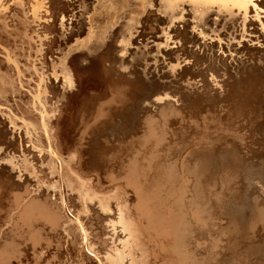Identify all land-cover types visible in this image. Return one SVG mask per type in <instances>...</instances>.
Listing matches in <instances>:
<instances>
[{
  "label": "bare ground",
  "instance_id": "bare-ground-1",
  "mask_svg": "<svg viewBox=\"0 0 264 264\" xmlns=\"http://www.w3.org/2000/svg\"><path fill=\"white\" fill-rule=\"evenodd\" d=\"M11 2L13 27L0 0V264H264V54L210 86L186 79L196 56L176 48L164 73L185 78L161 88L117 55L128 0H78V16L70 0Z\"/></svg>",
  "mask_w": 264,
  "mask_h": 264
},
{
  "label": "rangeland",
  "instance_id": "rangeland-1",
  "mask_svg": "<svg viewBox=\"0 0 264 264\" xmlns=\"http://www.w3.org/2000/svg\"><path fill=\"white\" fill-rule=\"evenodd\" d=\"M85 1L86 3H90L91 1H94V0H85ZM95 1L97 2L96 7H98L100 10H104L105 5L110 2V0H95ZM70 2L71 4H75L76 2H78V0H70ZM4 4H5V7L9 6L10 11L9 12L7 11V13H10V12L11 13L8 14L7 17L9 16L11 18L8 17L9 19H7V22L9 24L10 23L13 24L12 26L10 25L11 27H13L14 25L17 24V18L14 16L15 13L13 12L14 5H12L14 4V2H11V0H4ZM77 4H75L74 7H71V9L72 8L74 9L75 7H77L78 6ZM262 4L263 2L261 3V0H232V1L231 0H227V1L226 0H222V1L221 0H182V1L181 0H128V10H127L128 12V36H126L125 38L123 37L124 38L123 40L122 37L117 35V38H118L117 40H120L122 38L121 41L123 42L122 43L121 41H119V45H117L118 41L117 43L115 42L116 43L115 48L117 49L116 50L117 55L119 56V60H120L122 56L125 55L124 53L122 55L121 51L122 50L123 52L125 51V49H122V48H126V52H125L126 55L125 57L123 56L124 59L122 58V61L125 62L126 60L128 62V76L139 77L141 79H144L143 77L147 75L150 78V81L152 83H154L156 86H159V87L161 86V88H163L166 84L167 85L170 84L171 81L175 82L174 79H176V77L177 78L184 77L183 75L179 76L178 74L177 76H174L173 74L166 76L167 74L164 73V69L167 70L166 68L173 66L176 62L169 58L170 57L169 55L173 54L172 52L173 50H175L174 51L175 55L176 53L178 55V52H179V55H181L184 52L188 54L189 49H190V52H193L191 48H193L194 52L196 53L195 54L193 52V55L196 56V58L194 56L195 59L191 58L192 56L191 53H189L188 55H186L185 53L181 55L182 59L183 58L184 60L188 59L190 63V64L186 63L188 62V60L185 61V64L188 66V67L186 66V68L190 71L186 69L188 72L186 70L182 72L184 73V75L185 73H187L188 77L186 75L185 77L188 80L190 79L189 77L192 78L194 76L191 79L192 81L198 80L200 82V80H202L200 85L210 84L211 86L212 84L215 85L216 82H219V81L221 82L222 80L225 81L226 79H228L226 77L228 76L227 74H229V72L231 74V76L229 77L230 79L233 76V74L234 75L236 74L235 77H238L239 79L240 77H242V75L243 77L247 76L246 72L249 71L248 67L250 65H254V62L255 63H257L258 61L260 62L262 60L261 57L264 54L263 53L264 50H261V49H264V46H263L264 43H262L264 42V36H263L264 35V24H263L264 22H262L264 21V10H263L264 4L263 5ZM10 5L13 7H10ZM261 5L263 6V8ZM48 6L49 5H47V9L49 8ZM129 7L131 8L129 9ZM77 10L76 9L73 10V14L74 15L77 14L78 16L82 10L81 9H77ZM138 13L140 14L139 17H135ZM150 13H153L154 16L153 14L151 15ZM260 14H263V15H260ZM148 15L149 16L151 15L152 18L151 16L149 17ZM186 15H188L190 18L192 17L191 18L192 20ZM67 18L65 19V22L67 23V25L71 24L70 29L73 30V28L71 27L74 26V24L78 22L79 18L78 20H77V17H69L68 19ZM12 19H13V23H12ZM49 20L42 19L41 23L48 24V22L49 23L52 22L51 19ZM149 21H152V22H149ZM169 21H171V23ZM38 28L40 31L41 27H38ZM74 29H75L74 31H76V28ZM41 33H42V29H41ZM177 38H179V40ZM191 38L194 40V42L193 40L191 41ZM186 40L191 41L190 43L191 46L190 44L188 45L190 41L189 42L187 41L188 42L187 43ZM195 41L197 42L199 41L198 44H196L197 42ZM192 42L193 44L195 43L196 45L194 44L192 46ZM184 43L185 44L187 43V45H185ZM197 45L200 47L198 48ZM245 45L246 46L249 45V47L248 46L245 47ZM186 46L189 49H187ZM176 48L177 49L180 48L184 50L186 48L187 51L182 52V50L180 49L177 50ZM245 48H247V50ZM250 48H251V51H250ZM241 49L243 50L245 49V50L243 51ZM259 49H260V52H259ZM254 50L256 51L255 53H253ZM239 51L242 54L241 53L239 54ZM256 53H258V55H256L258 57L257 59L258 61L253 59L252 57ZM134 54H138V56L145 55L146 59L134 61L133 60ZM197 54L198 55L202 54V56L200 55L201 59L199 58ZM184 55L186 56L190 55L189 56L190 58L185 56L187 58L186 59L185 57H183ZM3 56L4 55L0 53V58H5V56L4 57ZM256 56L254 58H256ZM218 57H220L219 60L220 59L222 60V58H224L222 62H220L221 60L220 61L218 60ZM228 57H230L231 59L229 58L230 59L229 60ZM197 58L199 59V61ZM225 59L227 60L229 65L227 62H225L226 61ZM195 60L198 61L199 64L197 62L195 64ZM185 64H182V66H185ZM224 65L225 66L228 65L227 68H225ZM189 66H190V69H189ZM228 67H230L231 70L230 69L228 70ZM192 68H194L193 69L194 71L192 70ZM224 69H227V72ZM244 69L246 70V72ZM225 73L227 74L225 75ZM214 85L212 87H214ZM25 90L28 91V89L26 88L24 89V91ZM3 107L1 108L4 110H7L6 107L5 108ZM258 187L263 188L261 189V191L258 192V195L260 197L262 196V199L264 200V185L263 186L259 185Z\"/></svg>",
  "mask_w": 264,
  "mask_h": 264
}]
</instances>
